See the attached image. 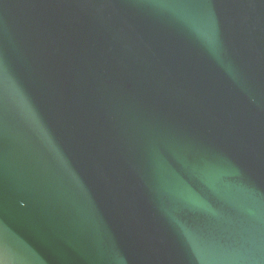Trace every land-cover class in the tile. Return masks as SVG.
<instances>
[{
	"label": "water",
	"instance_id": "water-1",
	"mask_svg": "<svg viewBox=\"0 0 264 264\" xmlns=\"http://www.w3.org/2000/svg\"><path fill=\"white\" fill-rule=\"evenodd\" d=\"M0 264H264V0H0Z\"/></svg>",
	"mask_w": 264,
	"mask_h": 264
}]
</instances>
